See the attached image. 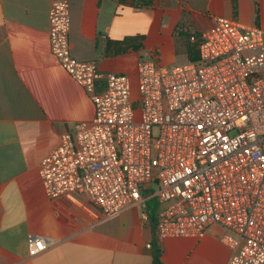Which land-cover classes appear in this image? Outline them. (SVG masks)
I'll return each mask as SVG.
<instances>
[{
  "label": "built area",
  "instance_id": "obj_1",
  "mask_svg": "<svg viewBox=\"0 0 264 264\" xmlns=\"http://www.w3.org/2000/svg\"><path fill=\"white\" fill-rule=\"evenodd\" d=\"M213 20L189 37L198 60L140 58L135 98L127 74L72 54L70 0H54L51 50L95 113L62 133L39 174L48 197L83 196L105 218L148 192L160 202V239L201 238L219 225L233 250L227 264H264V28ZM47 247L29 243L32 255Z\"/></svg>",
  "mask_w": 264,
  "mask_h": 264
},
{
  "label": "crops",
  "instance_id": "obj_2",
  "mask_svg": "<svg viewBox=\"0 0 264 264\" xmlns=\"http://www.w3.org/2000/svg\"><path fill=\"white\" fill-rule=\"evenodd\" d=\"M54 0H0V264H155V238L144 200L105 218L83 196L50 198L39 174L42 159L63 132L91 121V97L60 64L50 46ZM72 54L95 61L103 73L138 74L142 57L171 51L180 63L188 35L209 28L214 16L264 28V0H153L136 7L122 0H70ZM143 35L140 49L114 53L109 40ZM188 37V38H187ZM172 65V64H171ZM153 190V189H152ZM212 226L201 238L160 239L162 264H227L233 250ZM48 247L32 255L29 243Z\"/></svg>",
  "mask_w": 264,
  "mask_h": 264
},
{
  "label": "trees",
  "instance_id": "obj_3",
  "mask_svg": "<svg viewBox=\"0 0 264 264\" xmlns=\"http://www.w3.org/2000/svg\"><path fill=\"white\" fill-rule=\"evenodd\" d=\"M124 3H130L136 7H145L153 4V0H122ZM188 37H190L188 35ZM187 37V38H188ZM143 35H130L126 36L122 40H109L107 44V50L110 51L114 48V53L126 52L129 49L138 50L143 45ZM185 52L188 54L189 60H198L199 59V49L197 44L190 42L189 40L185 43ZM160 202L157 197H150L146 201L145 212L149 214L152 226L155 232V238L152 242V248L154 251L155 264H162L161 255H162V246L160 238L156 232V215L159 209Z\"/></svg>",
  "mask_w": 264,
  "mask_h": 264
},
{
  "label": "rangeland",
  "instance_id": "obj_4",
  "mask_svg": "<svg viewBox=\"0 0 264 264\" xmlns=\"http://www.w3.org/2000/svg\"><path fill=\"white\" fill-rule=\"evenodd\" d=\"M161 59L165 65H171V64H177L180 63V56H177L173 54L171 51H166L165 55L161 54ZM131 83H132V95L133 97L137 98L140 95L139 91V77L138 74L136 77H131ZM157 186H154V189H156Z\"/></svg>",
  "mask_w": 264,
  "mask_h": 264
}]
</instances>
